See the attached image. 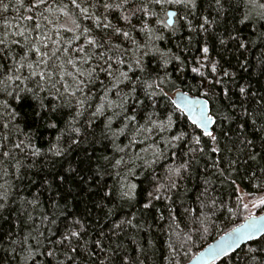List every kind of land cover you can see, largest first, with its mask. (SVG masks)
<instances>
[{
  "label": "snow or ice",
  "instance_id": "obj_1",
  "mask_svg": "<svg viewBox=\"0 0 264 264\" xmlns=\"http://www.w3.org/2000/svg\"><path fill=\"white\" fill-rule=\"evenodd\" d=\"M165 6L177 7L178 12ZM9 10L20 13L14 25L4 18ZM161 12L165 20L159 19ZM59 14L69 17L72 26L50 19ZM146 17L170 29L173 36L186 30V43L181 39L176 52L156 47L164 37L155 35L160 29ZM0 20V247L11 245L13 253L19 247L22 264H143L121 239L130 240L141 254L146 251L137 239L143 222L128 212L136 205L150 209L153 200L176 189L177 181L197 167L204 171L196 196L201 214L193 216L197 225L221 209L235 215L215 194L217 182L235 191L239 186L233 177L243 171L250 182L259 181L258 188L264 186V3L260 0H0ZM52 29L56 39L45 34ZM60 29L72 35L64 39ZM133 33H143L149 40L140 43ZM253 49L258 51L254 61L249 59ZM210 51L219 59H213ZM189 70L193 79L199 78L195 87L204 89L200 95L220 101L214 113L208 100L176 88L177 81L191 87L190 81L185 82ZM166 88L175 89L173 95ZM180 117L190 121L191 129L186 123L179 126ZM97 145L102 147L100 155ZM177 153L184 159L169 164L163 180L154 174V165ZM5 166L14 169V177ZM31 169L37 170L38 180L29 175ZM141 174V183L151 185L150 191L136 182ZM105 177H114L113 182ZM77 178L80 191L87 189L95 198L85 203L82 215L73 216L67 212V201L77 197L65 184ZM37 183L39 189L30 193ZM43 191H55L47 207L40 198ZM26 192L31 199L22 194ZM89 203L98 213L94 222ZM14 205H18L16 226L19 213L30 222L23 236L4 228L9 224L4 214L13 215ZM253 206H264V198ZM58 220L63 231L45 227ZM238 241L249 246L245 249ZM172 252L178 255L175 248ZM200 257L220 264H264V222L249 214Z\"/></svg>",
  "mask_w": 264,
  "mask_h": 264
},
{
  "label": "trees",
  "instance_id": "obj_2",
  "mask_svg": "<svg viewBox=\"0 0 264 264\" xmlns=\"http://www.w3.org/2000/svg\"><path fill=\"white\" fill-rule=\"evenodd\" d=\"M6 2H9V0H6ZM11 2H14V0H11ZM63 2L68 3V0H63ZM260 2L264 3V0H260ZM171 8L175 9L176 12H178L177 7L165 6V10L167 11ZM242 10L243 6H241V11ZM29 14L30 13L28 12H23V15ZM17 15H20V13L9 10L6 14H4V18L8 19L11 25H14L16 23L14 17ZM50 19H52L54 23L58 25H64L66 27L72 26L70 23V18L64 17L62 14H59L58 18L56 15L50 16ZM109 19H112L113 23H117L114 17L110 16ZM144 19L155 28L160 29L155 33V35L164 37L163 40L156 41V47L160 48L161 50L170 48L173 52H176L177 48L175 47V45H177L181 39H184L186 43V37L188 35L186 30L182 32L178 31L175 36H173L170 29H163L161 26L156 25L155 19L147 17ZM159 19L165 20L164 12L160 13ZM132 22L134 24L137 23L135 20H133ZM25 23H28L29 27L33 26L30 22L21 21V24ZM40 23L42 24V26L45 24L43 20H41ZM83 23L91 27L90 22L84 21ZM0 24H2V20H0ZM240 27L243 28L244 26L240 25ZM48 28H51V26H48ZM9 31H14V29L10 28ZM55 31L56 29H52L50 31L46 30L45 34L51 36L53 39H56V37L54 36ZM245 31L248 32L249 29H245ZM0 35H2V33H0ZM71 35L72 33H68L63 31V29H60V36L64 39L69 38ZM133 35L140 43H145L149 40V37H146L143 33H133ZM12 38L17 39L18 37ZM183 46L184 45H181V48ZM256 55H258V51L256 49H253L251 55H249V59L254 61V57ZM210 56L213 59H219L215 51H210ZM169 70L171 71V67ZM194 76L195 74L191 73L189 70L185 82L188 83L190 81L191 87H186L179 81H177L176 88H180L193 95H200L204 91V89H197L195 87L199 78L197 77L196 79H193ZM69 83H71V81H69ZM165 91H168V94L171 96L175 89L169 91L166 88ZM208 100L210 102L211 112L214 113L217 110L220 101L212 100L209 98ZM25 110L27 111L28 109L25 108ZM178 123L180 127H184L185 123L187 124L189 129H191L192 127L190 121H186V117H180ZM233 127H235V125H233ZM225 128H227V124H225ZM215 134L217 136L220 135L219 132H216ZM203 140L206 142V144L211 145V141L208 138L204 137ZM43 146L46 147V143ZM220 146L222 148L224 146V141L222 138ZM85 147H87V145H85ZM141 147H144V145H141ZM89 151H91V149H89ZM101 153L102 147L101 145H97V155H100ZM213 158H215V156H213ZM72 159L73 162H75L77 156H73ZM182 159L184 158H182L180 154L177 153L175 157H167L166 159L160 160L156 165H154V174L160 176L163 180L165 168L173 162L177 164L182 162ZM208 162L211 163L210 160ZM28 163H31V160H29ZM203 163L204 160H201V164ZM5 167L9 172L13 173L14 177V169L8 168L7 166ZM36 171V169L29 170V175L32 176L33 180L39 179V177L36 176ZM147 171L151 172V169ZM197 173H199V175ZM0 175H2V173H0ZM202 175H204V171L202 168H194L191 175L185 174V178L183 180L177 181L178 187L176 189H172L168 192L163 193L160 200H153L150 209L140 210V205H136L131 209L130 212H128L129 215H131L132 213L136 214V216L139 218V221L137 222H143V228L140 231L137 239L146 249V251L141 254L135 244H132L130 240L124 239L122 237L121 239H123V242L128 247L130 255L137 256L141 261H143V264H186L205 246H207L209 243H211L213 240H215L217 237L221 236L228 230L240 224L246 218V209L243 207L245 199L256 200L259 198H264V186L258 188L257 184H259V181L252 180L250 182L245 177L243 171H241L240 176L233 177L234 179H236V183L239 186L237 189H235V191L234 187L229 184H224L223 186H221L219 182H217L216 184L215 194L222 197L223 201L228 205V207L232 208V211L233 213H235V215L230 214L225 209H221L220 211L216 212V214L210 220L206 221L205 224H194L193 216H199L201 214L199 205L196 202V196L202 188L200 180V176ZM13 177H4V179H9L11 183H17V181ZM105 179L109 184H111L114 177L112 179L105 177ZM142 180L143 174H141L137 178L136 182L140 184V187L146 188L150 191L152 186L146 183H141ZM2 182L3 180L0 179V183ZM25 185H27V181H25ZM69 186H71L72 191L76 195L77 199L74 200L72 196L68 197L67 212L72 213L73 216L82 215L85 203L94 199L95 197L90 196L87 192V189H85L83 192L80 191L78 187V178L76 182H73L70 179L65 184V189H68ZM38 189L39 184L37 183L34 187L30 188V193H35ZM30 193L26 192L22 194L27 195L29 199H31ZM163 196H167L168 199H164ZM50 197L55 198V191L51 193L47 191L42 192L40 198L44 202V207H47ZM143 202L144 201H141V204ZM60 203L61 205H63L65 202L60 201ZM237 204H239V207H237ZM88 207L92 208V205L89 203ZM17 208L18 205L13 206V215L11 216H9L8 213L4 214L9 220V224H5L4 228L7 230L9 229V227H11L13 233L19 232L20 236H23L28 231L27 223L30 222L26 223V215L24 213H19V227L16 226L17 220L15 219V216L17 215ZM192 209H195V212H193ZM28 211L31 212V208H29ZM125 211H128L127 208L125 209ZM263 211L264 208L260 209L257 214H260ZM92 213V220L94 222L95 217L98 215V213L95 208H92ZM35 215H37L38 217L39 213L37 212ZM69 218L71 219V217ZM118 218L119 217H117V219ZM0 223H2V221H0ZM39 223V219H37V224L39 225ZM101 223H104V221L101 220ZM45 227L52 228V231L54 232L58 227L61 231L64 230L60 220L57 221V225L55 226L48 224ZM204 227L208 228L207 232L203 231ZM196 229H199V231L197 232ZM89 231H91V229H89ZM189 236H191V239L188 238ZM5 238L7 239L6 236ZM12 239H17V237L13 235ZM169 245H171L172 247L170 248ZM248 246L249 243L245 245L244 248L246 249ZM11 247V245L0 247V257H7V259H0V264H22L21 256L23 255V253L20 251L19 247H17L16 252L13 253L11 251ZM172 248L176 249V253H178V255L173 254ZM40 259L42 260L43 258L41 257ZM213 264H220V261L218 260Z\"/></svg>",
  "mask_w": 264,
  "mask_h": 264
},
{
  "label": "water",
  "instance_id": "obj_3",
  "mask_svg": "<svg viewBox=\"0 0 264 264\" xmlns=\"http://www.w3.org/2000/svg\"><path fill=\"white\" fill-rule=\"evenodd\" d=\"M168 11H173V12H176L175 9L171 8L169 9ZM173 20H175V17H173ZM182 90V89H181ZM184 91V90H182ZM184 92H187V91H184ZM190 96H199L200 99H204V100H208V98L202 96V95H193L189 92H187ZM173 95V94H172ZM208 109L211 111V106H210V102L208 100V105H207ZM254 217H257L261 220V222H264V211L260 214H255L253 215ZM247 218V217H246ZM246 218L241 222H245L246 221ZM240 223V224H241ZM239 225V224H238ZM234 228V227H233ZM232 229L228 230L227 232H225L224 234H222L221 236L217 237L215 240H213L211 243H209L207 246H205L201 251H199L193 258H191L186 264H213L215 263L216 261L218 260H215V261H212V260H209L207 257H204V258H201L200 257V254L203 253L210 245H214L216 244L226 233H229L231 232ZM249 242L247 241H238V244L239 245H242L243 247L245 245H247Z\"/></svg>",
  "mask_w": 264,
  "mask_h": 264
},
{
  "label": "rangeland",
  "instance_id": "obj_4",
  "mask_svg": "<svg viewBox=\"0 0 264 264\" xmlns=\"http://www.w3.org/2000/svg\"><path fill=\"white\" fill-rule=\"evenodd\" d=\"M165 19H166V17H165ZM254 201H255L254 199L253 200L252 199H245L244 204L248 205V208L246 209V217H248L249 214L255 215V214H257V212L260 209L264 208V206L254 207L253 206Z\"/></svg>",
  "mask_w": 264,
  "mask_h": 264
}]
</instances>
